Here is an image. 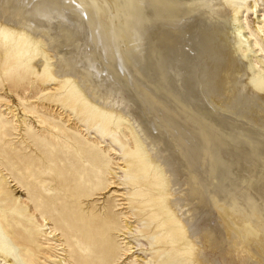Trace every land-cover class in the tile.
<instances>
[{
	"label": "bare ground",
	"instance_id": "obj_1",
	"mask_svg": "<svg viewBox=\"0 0 264 264\" xmlns=\"http://www.w3.org/2000/svg\"><path fill=\"white\" fill-rule=\"evenodd\" d=\"M263 28L264 0H0L18 65H2L0 88L19 101L4 112L21 107L39 128L26 132L31 155H0L29 214L71 240L70 264H264ZM48 84L53 118L20 95ZM82 162L100 184H73ZM45 171L52 197L26 182ZM107 188L119 198L85 204ZM9 195L0 187L8 208ZM1 227L0 264H25Z\"/></svg>",
	"mask_w": 264,
	"mask_h": 264
},
{
	"label": "rangeland",
	"instance_id": "obj_2",
	"mask_svg": "<svg viewBox=\"0 0 264 264\" xmlns=\"http://www.w3.org/2000/svg\"><path fill=\"white\" fill-rule=\"evenodd\" d=\"M79 8L81 9L80 6ZM261 14L262 12L258 11L256 15L260 16L259 19H256L255 15H253L251 18L254 21L256 20L262 21ZM260 35L261 36L264 35V28L262 29V32L260 33ZM6 48H7V44H5L3 41L0 40V82L2 80V75L7 73L6 72L7 68L2 67L4 62H8L13 65V67L9 69V73H14L15 71H17V68H18L17 63L10 62L9 60L5 59ZM50 87H52V89H50ZM52 90L54 91V86L51 84H48L46 85L44 91H41V93L37 94L38 97L34 95L33 92H29V91L24 92L26 95L24 93L23 94L20 93V95L23 96L27 100L28 105L31 103L33 106L35 105V107H38L39 111L41 110V113L45 115H49V114L51 115L53 113L52 117L49 115L51 118H53L56 114H58L59 112L58 110L60 109L56 107L54 109L52 105L46 106V104L45 103L42 104L40 100L46 94L50 95L53 92ZM32 96L37 97V98H33ZM15 97L17 98V96L15 94L10 93L7 88H4V90L0 88V132L1 131L7 132L6 136L3 135L0 138V148H1L0 150L3 152V151H7L10 148H12V149H15V151L18 154L24 153L26 155V154L31 153L30 152L31 147L24 150L25 145L31 146L29 144V140L26 139L27 138L26 132L27 131L38 132L39 128L36 129L37 125L31 124V123H29L31 126L29 124H25L26 127L24 126V124L19 119V117L23 115L22 110L19 109L21 107H18V109L13 113L15 114V116L12 115V113L9 114V111L4 112L10 106L12 107L14 106L15 108V106L19 102L18 99H16ZM39 100L41 104H39ZM7 102H10V103L7 104ZM5 106H6V109H5ZM44 109H46L45 111L47 113L43 111ZM48 109H50L51 111ZM55 117H57V115ZM1 121L5 122L6 126L5 124H2ZM12 127L15 128L16 130L12 129ZM74 135L77 136L78 138L81 137L79 133H74ZM24 140L26 141V144L21 145V142ZM4 157H6L4 154L0 155V169H2L3 174H5L9 178H8V182L3 181L1 179V174H0V187L8 191V193L10 194L8 198H10L11 196L13 205L11 204L8 208L5 206L6 202L0 201V224L2 226L1 230L5 232V235H7L10 240V244L12 247V253H14L16 256L18 254V258H21L22 260H24L25 264H61L60 263L61 259L64 260V262H67L68 264H70L71 263L70 254L72 251V247L70 246L72 243L71 240H66L64 239V237H60V231L56 233V234H59V236H52L51 234H49V228H52L53 226L51 220L47 218V221L42 225L36 221L35 215H37V212H35L33 215L29 214L27 210V206H31L32 203L29 202L27 190L25 189L26 187H22L20 184L17 183V179H15L17 175H14L16 168L15 167L13 168L9 163H7V160ZM23 162L24 161H22V163ZM70 162L72 163V160H70ZM82 164L85 165L83 167L84 169L82 168L83 171L73 168L68 173V176H71V175L75 176L74 177L75 180L73 184L78 185L80 183H85L86 176H89V175H91L92 179L98 183L100 181L101 175L99 176L98 174H96V169L95 168L90 169L91 166H89L87 162H84V163L82 162ZM86 166H88V169L92 171V173L86 174V170H85ZM32 170H33L32 168H29L26 170L27 171L26 173H30ZM47 177H48V172L45 171L44 173H42V177L38 179H35L34 176L32 175L27 176L26 182L32 183L33 188L37 187L43 196L52 197L54 194L58 192V189H57L56 181L54 180L51 181V179ZM43 180H46V181H43ZM40 181L42 182L40 183ZM115 190L116 189H113V188L112 189L107 188L102 191L101 190L95 191L94 189L93 191V193L95 192L94 195L85 204H87L88 206L93 205L96 208H98L97 210H99L100 207H102V204L106 200L108 199L117 200V198H119V197H115L117 195L113 193V191ZM122 191L123 189L120 190V192ZM19 221L27 225L28 226L27 229L23 228L21 225L23 223H20ZM142 224H145V221H143ZM146 238L152 243L153 247L156 246V243L153 239H149L147 235H146ZM81 251H85V250L82 249ZM0 255L5 256V254L2 253V251L0 252ZM117 264H132V263H131V259L129 258L123 261L122 263H117Z\"/></svg>",
	"mask_w": 264,
	"mask_h": 264
}]
</instances>
